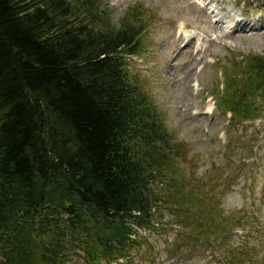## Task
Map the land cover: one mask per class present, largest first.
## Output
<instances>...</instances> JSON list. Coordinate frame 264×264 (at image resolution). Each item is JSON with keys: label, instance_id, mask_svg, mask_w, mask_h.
Returning a JSON list of instances; mask_svg holds the SVG:
<instances>
[{"label": "trees", "instance_id": "trees-1", "mask_svg": "<svg viewBox=\"0 0 264 264\" xmlns=\"http://www.w3.org/2000/svg\"><path fill=\"white\" fill-rule=\"evenodd\" d=\"M101 3L0 0V264L126 257L158 205L187 214L156 192L180 146L128 70L143 16L114 26ZM238 67L219 107L254 120L264 56Z\"/></svg>", "mask_w": 264, "mask_h": 264}, {"label": "rangeland", "instance_id": "rangeland-1", "mask_svg": "<svg viewBox=\"0 0 264 264\" xmlns=\"http://www.w3.org/2000/svg\"><path fill=\"white\" fill-rule=\"evenodd\" d=\"M205 1L219 23L193 0H102L114 26L132 19V7L143 16L140 53L127 58L128 70L180 146L171 181L156 192L187 214L158 205L154 222L162 225L141 229L126 257L99 264H264V107L252 121L229 120L213 99L228 73L264 56V0ZM242 20L247 27L237 26ZM198 37L203 52L194 57ZM70 264L87 262L77 254Z\"/></svg>", "mask_w": 264, "mask_h": 264}, {"label": "bare ground", "instance_id": "bare-ground-1", "mask_svg": "<svg viewBox=\"0 0 264 264\" xmlns=\"http://www.w3.org/2000/svg\"><path fill=\"white\" fill-rule=\"evenodd\" d=\"M215 13H216V15H217V17H218V12L215 10ZM218 22V21H217ZM219 23V22H218ZM237 26H243V27H247L248 26V22H244V21H242V22H240L239 23V25H237ZM199 39V38H198Z\"/></svg>", "mask_w": 264, "mask_h": 264}]
</instances>
